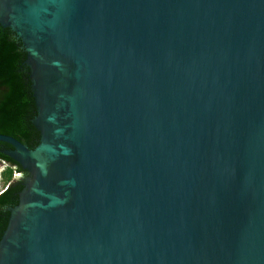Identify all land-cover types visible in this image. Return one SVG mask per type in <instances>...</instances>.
<instances>
[{
    "label": "water",
    "instance_id": "obj_1",
    "mask_svg": "<svg viewBox=\"0 0 264 264\" xmlns=\"http://www.w3.org/2000/svg\"><path fill=\"white\" fill-rule=\"evenodd\" d=\"M39 141L0 264H264V0H0Z\"/></svg>",
    "mask_w": 264,
    "mask_h": 264
},
{
    "label": "trees",
    "instance_id": "obj_2",
    "mask_svg": "<svg viewBox=\"0 0 264 264\" xmlns=\"http://www.w3.org/2000/svg\"><path fill=\"white\" fill-rule=\"evenodd\" d=\"M25 59L21 39L10 28L0 24V133L34 148L40 134L31 121L36 114V106ZM10 147L0 141V161L6 164L0 171L4 181V188L0 190V238L9 216V211L3 207L15 205L22 188L20 182L8 184L13 173L20 171V165L1 151V148ZM16 163L17 167L13 168Z\"/></svg>",
    "mask_w": 264,
    "mask_h": 264
},
{
    "label": "flooded vegetation",
    "instance_id": "obj_3",
    "mask_svg": "<svg viewBox=\"0 0 264 264\" xmlns=\"http://www.w3.org/2000/svg\"><path fill=\"white\" fill-rule=\"evenodd\" d=\"M5 149H9V148H1V151H4ZM15 161V160H14ZM0 163H2L4 166L6 165L5 163H3L2 161H0ZM12 167L13 168H16L17 167V163L14 165H12ZM16 172H19L22 176H25V175H27V172L25 171V170H23L21 167H20V171L19 170H17V171H15L14 173H13V175L16 173ZM1 177V176H0ZM13 177V176H12ZM12 179V178H11ZM10 179V180H11ZM9 182L10 181H8V184H9ZM16 182H20V181H16ZM12 183H14V182H12ZM11 184V183H10ZM1 190V189H0ZM3 209L5 210V209H7L8 210V207H3Z\"/></svg>",
    "mask_w": 264,
    "mask_h": 264
},
{
    "label": "rangeland",
    "instance_id": "obj_4",
    "mask_svg": "<svg viewBox=\"0 0 264 264\" xmlns=\"http://www.w3.org/2000/svg\"><path fill=\"white\" fill-rule=\"evenodd\" d=\"M5 168V166L0 163V171H2ZM4 188V181L3 179L0 177V189Z\"/></svg>",
    "mask_w": 264,
    "mask_h": 264
}]
</instances>
